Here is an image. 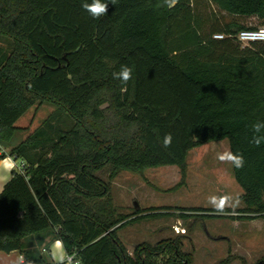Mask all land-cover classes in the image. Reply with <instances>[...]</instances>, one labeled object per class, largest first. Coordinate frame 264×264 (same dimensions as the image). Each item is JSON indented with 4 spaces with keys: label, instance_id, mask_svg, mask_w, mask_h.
<instances>
[{
    "label": "trees",
    "instance_id": "16d2710c",
    "mask_svg": "<svg viewBox=\"0 0 264 264\" xmlns=\"http://www.w3.org/2000/svg\"><path fill=\"white\" fill-rule=\"evenodd\" d=\"M91 2L0 0V35L11 39L0 46V143L23 162L0 193V251L20 250L24 264H62L25 248L24 238L45 233L80 264H190L182 237L129 251L119 230L158 216L221 214L154 206L124 213L99 172L110 167L112 180L123 169L177 164L184 184L189 151L228 138L245 160L232 165L242 211L264 217V143L251 142L252 125L264 122V39L237 38L264 24V0H178L171 8L116 0L98 19L82 7ZM124 65L132 69L126 84L113 76ZM44 103L54 108L19 139V118Z\"/></svg>",
    "mask_w": 264,
    "mask_h": 264
},
{
    "label": "rangeland",
    "instance_id": "374dc122",
    "mask_svg": "<svg viewBox=\"0 0 264 264\" xmlns=\"http://www.w3.org/2000/svg\"><path fill=\"white\" fill-rule=\"evenodd\" d=\"M208 9L222 15L215 5ZM246 21L259 24L254 16ZM10 45L11 39L0 35V46ZM34 107L24 114L20 123L28 124L36 111ZM53 108L52 104L44 103L36 111L34 123L41 122ZM5 147L9 152L10 147ZM225 151H230L228 138L211 140L191 149L184 184L180 183L182 175L177 164L148 167L143 172L123 169L112 180L108 177L110 167L99 172L111 182L114 202L124 213L133 212L137 203L176 211L180 207L212 208L211 197L231 198L230 206L220 216L193 214L182 218L171 214L127 222L119 230V236L129 251L145 241L154 245L163 239L182 237L183 250L192 255L190 264H263L264 217L242 211L246 207L241 197L243 188L233 176L232 164L217 159ZM190 223H194V228L186 231Z\"/></svg>",
    "mask_w": 264,
    "mask_h": 264
},
{
    "label": "crops",
    "instance_id": "0c3cea01",
    "mask_svg": "<svg viewBox=\"0 0 264 264\" xmlns=\"http://www.w3.org/2000/svg\"><path fill=\"white\" fill-rule=\"evenodd\" d=\"M34 108L36 111H38V108ZM36 111L31 114L28 124L25 122L20 123L19 121L24 115H22L17 121V125L22 127V129L18 131L19 139L25 138L42 122L41 121L39 123H34ZM7 150L8 148L0 143V155L2 153H5V156H0V162H6L8 168L10 169V171L5 172L4 168L0 167V193L4 190L6 183L12 177L13 171L15 169H19L21 167V164L23 163L22 159H16ZM139 206L143 207L142 205ZM24 246L34 255H36L37 253H43L45 255H48V257L53 262H62V264H69L66 261L67 251L62 241L60 239H54L52 235L45 233H33L24 238ZM21 258H23L24 261L25 257L23 256V253L18 249L12 250L10 252L0 251V264H19Z\"/></svg>",
    "mask_w": 264,
    "mask_h": 264
},
{
    "label": "clouds",
    "instance_id": "9594fccd",
    "mask_svg": "<svg viewBox=\"0 0 264 264\" xmlns=\"http://www.w3.org/2000/svg\"><path fill=\"white\" fill-rule=\"evenodd\" d=\"M178 0H165V4L171 8L176 5ZM116 4V0H92L91 3H84L82 7L94 18L98 19L101 16L107 14L108 4ZM115 79H119L123 83H127L132 79V69L127 65L121 67V70L118 73L113 74ZM254 135L251 142L256 146H260L261 143H264V122L257 121L252 125ZM172 135L167 134L163 139V146L165 148L170 147L172 144ZM221 162L231 163L236 168H242L244 166L245 160L242 154L234 153L231 151H225L219 153L217 156ZM0 167H3L5 172L10 171L6 162H0ZM231 198H220V197H211L209 203L212 208L218 213L223 214L226 207L230 206ZM238 203V201H237ZM19 264H24L23 258L20 259Z\"/></svg>",
    "mask_w": 264,
    "mask_h": 264
},
{
    "label": "built area",
    "instance_id": "2783aa9c",
    "mask_svg": "<svg viewBox=\"0 0 264 264\" xmlns=\"http://www.w3.org/2000/svg\"><path fill=\"white\" fill-rule=\"evenodd\" d=\"M216 37H223L224 34L217 33L215 34ZM237 38L243 43H250L254 40H263L264 39V24L259 27L253 28H246L241 30L237 34ZM22 167V164H21ZM66 261L69 264H80V261L76 258L75 253H68L66 254Z\"/></svg>",
    "mask_w": 264,
    "mask_h": 264
},
{
    "label": "water",
    "instance_id": "95a60500",
    "mask_svg": "<svg viewBox=\"0 0 264 264\" xmlns=\"http://www.w3.org/2000/svg\"><path fill=\"white\" fill-rule=\"evenodd\" d=\"M137 207H139V204L137 203Z\"/></svg>",
    "mask_w": 264,
    "mask_h": 264
}]
</instances>
